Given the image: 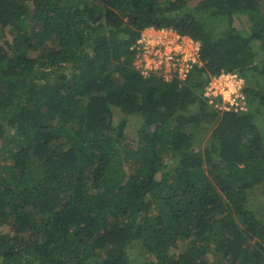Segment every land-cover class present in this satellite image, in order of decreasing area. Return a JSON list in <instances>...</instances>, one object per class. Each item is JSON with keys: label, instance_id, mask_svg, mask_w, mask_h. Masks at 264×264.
Wrapping results in <instances>:
<instances>
[{"label": "trees", "instance_id": "16d2710c", "mask_svg": "<svg viewBox=\"0 0 264 264\" xmlns=\"http://www.w3.org/2000/svg\"><path fill=\"white\" fill-rule=\"evenodd\" d=\"M190 5L0 0V264H129L133 242L149 264H264L245 205L264 184V0ZM149 27L199 41L200 64L144 75ZM220 72L243 76V109L205 96Z\"/></svg>", "mask_w": 264, "mask_h": 264}, {"label": "built area", "instance_id": "2783aa9c", "mask_svg": "<svg viewBox=\"0 0 264 264\" xmlns=\"http://www.w3.org/2000/svg\"><path fill=\"white\" fill-rule=\"evenodd\" d=\"M148 30V33L143 32ZM138 38L135 47L134 60H138L134 64L140 69L144 75H157L165 80L174 77L184 78L195 64H200L199 49L200 42L194 40L188 35H181L171 29H155L152 27L144 29ZM228 79V90L233 101L228 100L230 106L236 105L234 98L239 97L243 109L244 101L241 89L243 87V79L238 77L236 73H220L214 77L216 83L212 82L207 87L206 95H217L216 91L210 92V86H221L219 79ZM212 94V95H211ZM229 106L225 105L224 108Z\"/></svg>", "mask_w": 264, "mask_h": 264}, {"label": "rangeland", "instance_id": "374dc122", "mask_svg": "<svg viewBox=\"0 0 264 264\" xmlns=\"http://www.w3.org/2000/svg\"><path fill=\"white\" fill-rule=\"evenodd\" d=\"M200 0H190V6H194L195 3H197ZM207 19V17H206ZM235 22H234V26L237 28V30H239L241 33H243V35H247V23H246V19L243 16H235ZM209 23L211 25L215 26L216 31L219 30V28H222L224 26V23L218 24L216 25L214 21H209ZM147 31V32H146ZM143 32L148 33V30H144ZM17 32L15 31V29H13L12 27H8L6 29V34L5 37L1 40V42L3 43V41L5 39H7L9 41L10 44L14 43V39L16 38ZM28 54L30 56L35 55L36 52L34 51H29ZM133 63L137 64L138 60H134L133 59ZM222 73V72H220ZM224 73H228V72H224ZM236 73V75L240 78L243 79L244 82V78L243 76H241L240 74H238L237 72H233ZM218 76V75H217ZM216 77V76H214ZM212 77L208 83V85L206 86L205 89V93L207 91V87L210 85V83L214 82L216 83V79ZM219 84L221 86H210V92L213 93L214 91H216L217 95H212V97H220V102H215L214 106H216L218 109H223L224 106L226 105L225 103L227 102V105H230L228 100L233 101L232 96H230V92L228 90V79H225L224 77L219 79ZM206 97H211V96H207L205 94ZM213 100V99H212ZM245 107L247 106V100L245 99ZM234 102H236L235 106L241 105V101L239 97L234 98ZM221 107V108H220ZM115 113H114V119L118 120L121 116L122 113L117 111L116 108H114ZM127 119V124L125 127V133L127 135V137H129V140H132L138 130V126L141 124V119L140 117H136V116H125ZM133 141V140H132ZM0 145H1V139H0ZM167 166L169 169L170 167H172L175 164V158H171L169 156H167ZM245 205L254 211V213L261 219L264 220V184L262 185H257L254 188L250 189L247 193L246 196V200H245ZM126 251V257L128 258L129 264H149L150 261H152V257L150 258L148 254H146L145 251H143V248L141 247V245L138 242H133L132 244L126 246L125 248ZM208 259L210 261H213L214 258L211 255L207 256ZM0 263H1V257H0Z\"/></svg>", "mask_w": 264, "mask_h": 264}]
</instances>
